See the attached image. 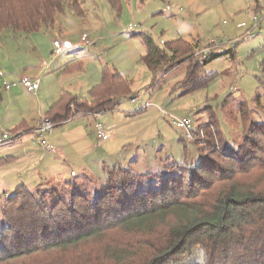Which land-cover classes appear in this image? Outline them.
Segmentation results:
<instances>
[{"label":"trees","instance_id":"obj_1","mask_svg":"<svg viewBox=\"0 0 264 264\" xmlns=\"http://www.w3.org/2000/svg\"><path fill=\"white\" fill-rule=\"evenodd\" d=\"M107 1L117 16L122 1ZM85 3L0 0V37L6 30L37 32L66 10L81 16ZM132 37H141L146 54L140 62L154 75H169L180 54L189 53L196 59L187 69L192 81L196 68L218 57L210 52L213 45L207 55L196 56L204 50L182 38L160 49L149 35ZM135 97L133 81L106 66L87 98L63 95L40 123L50 120L57 129L75 117L113 112ZM243 132L246 143L239 148L218 139L220 154H206L205 141L195 145L194 166L168 162L147 174L115 166L106 170L104 183L89 175L72 179L64 186L70 198L56 189L16 187L0 198V264H264V144L258 155L248 151L256 136L264 142V121L248 122Z\"/></svg>","mask_w":264,"mask_h":264},{"label":"rangeland","instance_id":"obj_2","mask_svg":"<svg viewBox=\"0 0 264 264\" xmlns=\"http://www.w3.org/2000/svg\"><path fill=\"white\" fill-rule=\"evenodd\" d=\"M121 1L123 8L117 16L107 0H86V11L82 16L70 10L59 14L58 21L63 22L62 25L66 23L64 32L73 33L76 43L84 46L81 50L89 56L85 59L89 64L97 68L89 58L94 61L108 59L109 54L115 51L110 47L115 46L116 38L120 40L117 60H131L133 57L139 60L146 54V47L141 37H132L133 34L151 36L160 49H167L168 44L179 38L192 45L198 43V50L213 45L210 52L218 57L196 68L192 81L187 77V69L196 59L188 57L192 56L189 53L180 54L181 60L174 62L175 67L168 70V77L161 71L154 75L139 63L138 71L145 70L146 76L152 74L153 79L145 84L142 72L135 78L133 90L140 103L132 104L131 99H124L115 111L97 119L88 116L82 118L86 119V122L82 120L83 124L71 122V125L54 129L60 138L72 139L71 143L78 148V152L72 150L73 154L67 160L77 163L82 155L81 163L90 166L87 174L100 184L107 179L106 170L115 166L147 174L164 170L168 162L197 165L199 155L195 145L204 141L206 154H220L222 143L217 141L220 138L226 137L223 142L227 141L234 148L245 144L243 129L248 122L264 121V0H147L144 4L139 0ZM166 6H170L172 11L164 12ZM86 30L90 35L87 34L90 45L83 44L81 40ZM97 35L103 40L93 42ZM13 36V31L6 30L2 37L8 44L3 47L6 53L0 52V71L5 74L8 51L15 48L11 40ZM124 38L129 42L127 46H122ZM91 70L88 68V72ZM80 77L77 73L70 80L79 84ZM158 84L160 88L154 93ZM193 88H196L193 92L185 94ZM84 97L87 98L88 94ZM147 102L151 105L142 112ZM241 104H245L244 114ZM173 118L192 120L196 129L194 142L185 138V132L173 125ZM96 123L103 125L110 135L108 140L97 138ZM79 127H82L81 135H70ZM210 133L213 137L209 136ZM7 134L10 136L9 132ZM34 134V140L28 145L46 150L40 145L37 133ZM256 138V141L249 142L252 147L248 149L254 155L259 153L258 146L264 144L258 136ZM48 142L57 148L49 139ZM4 150L0 149V171L6 174V179L12 177V172L22 173L27 177L26 185L31 191L45 187L43 192L56 189L70 198V187L64 186L70 183L65 181L71 173L63 175L62 163L54 164V156L47 155L51 158L52 168H46L32 156V160H26L22 153L15 156L16 160H9L3 154ZM26 164L28 166H24ZM85 213L90 216V212ZM2 224L0 212V227Z\"/></svg>","mask_w":264,"mask_h":264},{"label":"crops","instance_id":"obj_3","mask_svg":"<svg viewBox=\"0 0 264 264\" xmlns=\"http://www.w3.org/2000/svg\"><path fill=\"white\" fill-rule=\"evenodd\" d=\"M85 11L86 8L85 5H83V12ZM62 24L63 22L57 20L55 24L43 26L39 31L31 34L13 32L14 36L11 40L15 48L9 49L8 51L9 59L7 63L4 64L6 74L0 71V73L3 74V76L0 75V149H5L3 154L7 155L9 160H16L17 157L15 156L22 153L26 155L24 157L26 160L31 159L32 156V159H36V161L44 164L46 168H52L50 165L52 162L51 158L47 155L54 156L57 159H54V164L58 163V165H60L59 162L62 163L61 170L63 175L71 173V177L65 181L69 182L72 179L88 175L87 171L90 169L88 164L84 162L81 163L83 159L82 155L79 156L77 163L73 159L74 163L67 160L71 158L73 149L75 150L74 152H78V148L71 143L73 142L72 139L60 138L58 133L54 131L48 136V139L50 142L56 144L57 148L54 147L55 151H50L46 148V150L37 149L28 145L34 140V136H36L34 134L35 127L43 120L46 113L67 93L85 98L84 96L89 94V91L101 82L102 70L106 66L113 65L120 74L133 80V84L135 83V78L140 76L139 72L143 73L145 84H147L149 80L153 81V79L151 76L152 74H149V77L146 76L145 70L138 71L140 66L139 63H141L139 61L140 59L136 60L134 57L131 60L125 59L119 61L116 59L120 42L119 38L114 39L117 42L114 44L115 46L110 48H115V51L109 54L108 59L103 58L102 60L99 59L100 61H94L95 59L89 58V61L95 63L97 68L91 63L89 64L85 61L89 56L87 53H84L83 49L81 50L84 46L82 45L81 47V43L80 45L76 43L73 38V33H65L64 27L66 23H64L65 25ZM86 32L88 31L86 30L83 34H88ZM90 33L93 36L95 34L92 30ZM3 34L0 37V52L3 51L6 53L3 47L8 44L4 42L2 38ZM109 34L113 33L110 32ZM97 39L99 41H97ZM56 40H60L66 47L65 52L59 56L54 54V42ZM101 40L103 39L97 35V38L93 42H100ZM123 40L122 46H127L129 44L128 40L125 38ZM126 52L129 51L126 50ZM1 66L2 65H0V67ZM71 66H73V68H71ZM88 68H92L93 70L88 72ZM77 73L81 75L79 84L72 83L70 80L76 76ZM24 77L39 79V89L36 92H30L20 86V84L8 90L4 88V82L15 83L19 82ZM82 79H84L83 83ZM88 116L90 117L93 115L88 114L75 117L65 124H70L71 122L82 123V120L86 122V119L82 118ZM81 131L82 127H79L77 131L70 135H81ZM4 132L10 133L8 140L3 138ZM36 139L38 138L36 137ZM40 145L42 146V144ZM44 151L46 152L44 153ZM24 166H28V164ZM5 176L6 174L0 171V198L10 194L13 188L22 184L26 185L27 177L22 173L12 172V177L9 179H6Z\"/></svg>","mask_w":264,"mask_h":264},{"label":"built area","instance_id":"obj_4","mask_svg":"<svg viewBox=\"0 0 264 264\" xmlns=\"http://www.w3.org/2000/svg\"><path fill=\"white\" fill-rule=\"evenodd\" d=\"M170 11H172V8L170 6H166L164 9V12H170ZM81 40H82V43L85 45L91 44V41L89 40V36L87 34H83ZM65 50H66V47L60 40H56L54 42V54L56 56L63 54ZM207 54H208L207 50L198 51L195 53L196 56L207 55ZM0 75L3 76L2 73H0ZM19 84L22 85L26 90L30 92H36L40 87L39 79L24 77L20 80V82H15V83H9L7 81L4 82V88L8 90L11 87L17 86ZM131 103L132 104L140 103V100L138 97H135L131 99ZM150 105L151 103L147 102L146 104H144V109H147L148 107H150ZM93 116L95 118H99L101 114H94ZM173 119H174L173 125L177 129L185 132V138L192 141L195 137L194 135L195 126L193 125L192 120L188 118H182V119L173 118ZM55 128H56L55 124H53L50 120H46L42 123H39L37 128L34 131L39 136V140L41 141L42 146H44L47 150H50V151H55V148L52 145H50L47 138L49 135H51L54 132ZM95 129H96L98 138L100 140H108L110 138V135L107 133V131L105 130L102 124L96 123ZM3 138L8 140L9 134L7 133L3 134Z\"/></svg>","mask_w":264,"mask_h":264}]
</instances>
